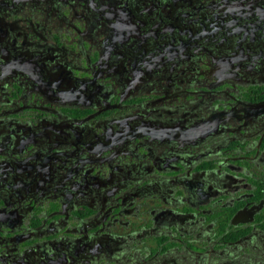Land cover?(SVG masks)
Returning a JSON list of instances; mask_svg holds the SVG:
<instances>
[{"label": "flooded vegetation", "instance_id": "1", "mask_svg": "<svg viewBox=\"0 0 264 264\" xmlns=\"http://www.w3.org/2000/svg\"><path fill=\"white\" fill-rule=\"evenodd\" d=\"M0 264H264V0H0Z\"/></svg>", "mask_w": 264, "mask_h": 264}]
</instances>
